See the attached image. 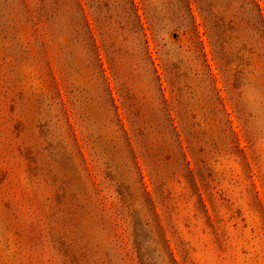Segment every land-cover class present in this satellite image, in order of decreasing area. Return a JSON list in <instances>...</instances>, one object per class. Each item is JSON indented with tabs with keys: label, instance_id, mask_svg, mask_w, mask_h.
Here are the masks:
<instances>
[{
	"label": "rangeland",
	"instance_id": "1",
	"mask_svg": "<svg viewBox=\"0 0 264 264\" xmlns=\"http://www.w3.org/2000/svg\"><path fill=\"white\" fill-rule=\"evenodd\" d=\"M0 264H264V0H0Z\"/></svg>",
	"mask_w": 264,
	"mask_h": 264
}]
</instances>
